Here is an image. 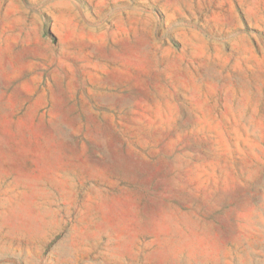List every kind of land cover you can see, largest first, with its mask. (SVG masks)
<instances>
[{
	"label": "rangeland",
	"instance_id": "obj_1",
	"mask_svg": "<svg viewBox=\"0 0 264 264\" xmlns=\"http://www.w3.org/2000/svg\"><path fill=\"white\" fill-rule=\"evenodd\" d=\"M0 264H264V0H0Z\"/></svg>",
	"mask_w": 264,
	"mask_h": 264
}]
</instances>
